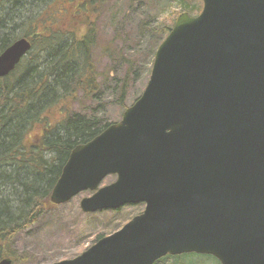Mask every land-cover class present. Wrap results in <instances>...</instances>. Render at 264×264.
I'll use <instances>...</instances> for the list:
<instances>
[{"label":"water","instance_id":"water-1","mask_svg":"<svg viewBox=\"0 0 264 264\" xmlns=\"http://www.w3.org/2000/svg\"><path fill=\"white\" fill-rule=\"evenodd\" d=\"M159 46L142 96L76 146L52 190L63 205L85 191L84 213L144 204L119 231L54 264H155L208 255L264 264V0H199ZM32 49L0 55V78ZM111 175L117 180L100 187ZM0 264H12L4 259Z\"/></svg>","mask_w":264,"mask_h":264},{"label":"trees","instance_id":"trees-1","mask_svg":"<svg viewBox=\"0 0 264 264\" xmlns=\"http://www.w3.org/2000/svg\"><path fill=\"white\" fill-rule=\"evenodd\" d=\"M51 1H0V55L21 38L32 44L18 67L0 78V261H14L16 235L55 207L50 195L71 151L111 125L78 116L63 118L58 125L51 122L56 109L68 112L67 101L78 90L88 88V94L97 88L92 56L97 26L93 16L105 0H84L80 8L87 17L81 21L74 12L66 31L52 30L43 22L47 11L40 8ZM175 22L161 30L165 37L157 42L156 52ZM39 127L42 133L38 137L28 136ZM195 257L201 262L189 264H204L202 260L208 259L220 264L212 256L197 254L166 256L155 264L170 260L169 264H187L185 260Z\"/></svg>","mask_w":264,"mask_h":264},{"label":"rangeland","instance_id":"rangeland-1","mask_svg":"<svg viewBox=\"0 0 264 264\" xmlns=\"http://www.w3.org/2000/svg\"><path fill=\"white\" fill-rule=\"evenodd\" d=\"M83 1L52 0L48 6L40 8L47 11L43 22L53 27L52 30L66 31L74 12L79 13L81 21L87 17L88 13L80 8ZM202 8L199 0H105L93 16L97 26V46L92 54L97 88L90 89L88 94L85 93L88 88L78 90L67 101L68 112L56 109L51 122L58 125L63 118L75 116L98 121L100 125L120 122L126 108H130L147 87L155 46L165 37L161 35L163 27L172 25L184 12L196 16ZM41 130L40 127L34 129L28 136L38 137ZM115 178L107 177L101 186L113 183ZM92 194L82 192L69 203L44 211L37 223L18 233L12 248L13 264H54L74 259L99 236L120 230L144 210V205H131L116 211L83 213L81 201ZM197 261L201 262L195 257L185 263ZM202 263L216 264L209 259Z\"/></svg>","mask_w":264,"mask_h":264},{"label":"flooded vegetation","instance_id":"flooded-vegetation-1","mask_svg":"<svg viewBox=\"0 0 264 264\" xmlns=\"http://www.w3.org/2000/svg\"><path fill=\"white\" fill-rule=\"evenodd\" d=\"M115 177H116V176H115ZM115 179L117 180V177H116ZM116 180H115V181H116ZM115 181H114V182H115ZM111 184H112V183H111ZM109 185H110V184H109ZM106 186H107V185H106Z\"/></svg>","mask_w":264,"mask_h":264}]
</instances>
